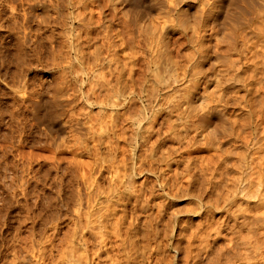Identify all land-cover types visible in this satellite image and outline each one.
Instances as JSON below:
<instances>
[{"label": "rangeland", "instance_id": "rangeland-1", "mask_svg": "<svg viewBox=\"0 0 264 264\" xmlns=\"http://www.w3.org/2000/svg\"><path fill=\"white\" fill-rule=\"evenodd\" d=\"M240 2L245 5L248 3L250 9L244 5L246 13L248 10L246 15L244 10L235 13V10L229 9L233 15L240 14L238 19L244 18V15L247 18V15L257 11V0L254 1L256 5L252 1ZM25 12L26 0H0V62L3 61V65L0 63V146L2 144L1 147H5L6 153H3V148L0 149V264H13V260L14 264H186V256L183 255L198 244L197 238H192L193 231L200 233L205 229V224L212 227L223 225V215L229 211L228 206L233 210L237 206L243 208L253 204V198L238 193L236 188L238 182L235 179L240 175L236 168L239 161L235 152H245L246 149L237 142L235 144L229 137L232 122L247 118V109L241 99L246 94L245 88L233 81L227 82L230 77L222 72L228 66V60L237 57L236 50L230 45L234 37L230 36L233 23L229 19L231 14L221 16L222 31L217 36L210 37V46L218 42L223 51L214 58L211 66L203 65L202 70L208 82L195 88L193 109L186 110V105V108L181 105L183 108L167 114L161 110L163 116H168V122L162 124L163 132L166 133V140L160 142L163 147L157 145L155 151L151 152V157L148 156L149 151L144 153L146 157L140 171H136L135 166L130 168L127 165L130 168L127 170L134 174L131 178L134 190L123 182L116 181L118 184H113L115 190L112 191L111 187L106 189L108 174L105 167L110 159L107 157L106 141L111 132L110 123L114 111L110 101L108 102L111 93L104 88V81L109 78L108 72L112 66L108 54L112 49L105 47V43L99 45L101 41L98 38L102 36H92L90 43L83 38L80 41L88 44L84 49L85 57L76 59L72 50L62 47L70 36L59 34L60 25L53 27L56 31H52L58 35H46V38L45 34H37V37V29L42 27V24H37L40 18L27 19ZM36 37L43 41L36 40ZM111 37L114 39V36ZM177 37L172 36L174 39ZM228 46L231 47L230 50H227ZM98 55V59H95ZM226 73L231 75L229 71ZM89 77L92 82H86ZM59 79L65 80L64 83ZM234 90L237 93H233ZM32 91L43 95L39 108L40 115L45 118L42 127L34 124L27 105L26 95ZM225 91L228 94L219 101L217 94ZM224 99L226 104L222 102ZM131 104L133 107H129ZM131 104L128 105L131 110L138 106L137 101H132ZM212 105L223 108L224 112L220 116L216 115L210 125L199 119L197 122V115L205 107ZM200 107L203 109L200 110ZM51 111L53 120L64 127L57 140L54 155V149L49 146V140L43 131V128L50 125ZM12 113L15 114L14 120ZM191 114L194 116L192 119ZM236 116L239 119H235ZM168 124L170 126L167 128ZM259 130L248 131L253 132L252 137L257 133L254 139L260 140ZM9 133H14L15 136ZM258 143H264V139L255 146L260 145ZM133 145L136 146L134 142ZM261 147L264 148V145L261 144ZM230 148L234 152L226 153L231 162L227 171L220 167L221 164L213 163V160L220 161L221 154L222 157L225 156L224 149ZM136 149L135 153L139 152ZM245 153L247 157L248 152ZM225 173L227 176H224ZM88 178H95L97 181L93 179L95 183L87 187ZM226 180L227 183H224ZM229 181L231 182L228 183ZM226 186H231L234 190L233 197L231 192L227 198L229 192H226ZM252 188L250 187L251 190ZM113 193L117 195L116 200L119 202L116 201L115 205L118 227L113 228L118 235H114L112 226L108 225L111 220L107 224L103 222L106 218L101 220L106 224L105 237L107 236L111 245L108 256L101 253L97 261L94 254L101 249L98 238H95L99 237L98 218L94 217L99 208L98 213L101 215L99 213L97 216L104 218V213L108 214L111 208L108 198L115 201ZM229 199L233 203L228 202ZM103 206L110 208L104 212L106 209ZM94 219L97 228L93 226ZM222 242L221 239L216 244L220 246L223 245ZM70 249L78 262L67 259ZM110 256L115 258L113 262L109 261ZM217 256L215 253L210 256L213 261L215 259V263L210 258L209 261L202 260L200 264H222L221 257Z\"/></svg>", "mask_w": 264, "mask_h": 264}, {"label": "bare ground", "instance_id": "bare-ground-1", "mask_svg": "<svg viewBox=\"0 0 264 264\" xmlns=\"http://www.w3.org/2000/svg\"><path fill=\"white\" fill-rule=\"evenodd\" d=\"M240 1L241 0H26L25 13L27 19L33 18L34 20L40 18L39 22H37V20H35V22H37V24H42L43 27H38L37 33L35 32L36 36L37 34L38 36H42L43 34H45L44 36L58 35L56 33L53 34V32L56 31L53 27L60 25L61 31L58 30L59 34L70 36L66 38L67 40L64 41L62 47L72 50L76 59L80 56L85 57L84 49L86 46L88 47V44L80 41L83 38H86L90 43L92 36H102L98 38L99 41H101L99 45L105 43V47L112 49L108 52L112 66L108 72L109 78L104 81L105 90L111 93L108 102L110 101V105L113 107L114 111L113 119L110 123L111 132L110 135H107L108 138L106 141L107 157L110 158L108 159L107 167H105V171H107L108 174L107 190L111 187L112 191H114L113 184H118L115 183L116 181L123 182L125 186L132 189L133 183L131 178L134 174L127 169L135 166L134 169L140 171L142 162L146 157L144 153L149 151L150 155L148 156L151 157V152L155 151V147H158L157 145H161V143L166 140V133L163 132L162 124L168 122V116H163L161 110H164L167 114L173 110L178 111L180 108L185 107L184 105L187 107L186 110L193 109L192 105L195 98L194 90L197 89L196 87L198 85L208 82L204 75V70H202L203 65L209 64L211 66L214 58L219 56L220 51H223L222 48L219 47L220 45L218 42L210 46V37L217 36L218 33L222 31L221 27H223V24L220 22L222 15H233L230 10H235V13L236 11L238 13L240 11L244 12L246 10V5L247 9H250L248 3L245 5ZM243 1H252L254 4L256 3L254 2L255 0ZM257 1V3H259L256 7L257 11H255V13L252 12V15L250 13L251 16L247 15L249 17L246 16L247 18H245V15L248 14V10L247 13L245 11L244 18L240 17L241 21L239 20L240 18L238 19L240 14L237 15L238 17L233 15V19H231V15H229V19L233 21V23L231 22L232 27L229 26L232 28L230 36H234L230 45L233 50H236L237 57L235 59H229L227 63L228 66L222 71L225 73V76L229 75L230 77L227 82L233 81V83L239 84V87L245 88L246 91L245 96L241 99L242 102L245 103L243 106L247 109V118L239 119L237 116L235 119L239 120H234L233 118V126L230 128V133H228L235 144L236 142L237 144L239 143L240 147H243L244 150L246 149L245 152H248L247 157L245 156V152L240 150L235 152L239 161V163L236 164L238 166L235 167L240 175L239 177L237 176L238 179L235 180L238 182L236 187L238 193H243L247 198H253V204L251 206L248 204L243 208L234 205L236 208L233 210H231V206H228L229 211L223 215V225L218 224L219 222L217 223L218 225L216 224L217 226L213 227L209 224H205L207 228H203L204 230L200 233H194L193 231L191 234L192 238H197L198 244L194 242L197 244L194 249L186 248L189 249L188 252L184 249L185 252L188 253L187 255L186 253L183 255V257L186 256V261L184 258L181 259H183L186 264H200L202 260L206 261V259L209 261L213 253L221 257L222 264H264V148L261 147V144L264 145V143H258L260 145L255 146L257 142H261V140L264 139V0ZM253 3H251V5ZM252 10L254 11V9ZM63 11L66 13H63ZM224 30L225 29H223V31ZM111 36H114V39ZM172 36L178 37L174 39ZM36 40L40 41L42 39L39 37V39L37 38ZM174 43H176L175 46ZM231 47L228 46L227 50H230L229 48ZM227 50H225V52ZM98 57L99 55L95 56V59H98ZM1 62L3 61L1 60ZM226 71L231 72V75L226 73ZM62 79H59V81L61 83L63 81L64 83L65 80ZM88 80L92 82L90 77L86 82H89ZM81 81L84 82L83 79ZM229 88L231 89V87ZM236 91L237 90H234L233 93H237ZM226 92L227 91H225V93ZM225 93L217 94L219 101L221 98H224V95L228 94ZM41 94L40 92L35 93L32 91L28 92L26 95L27 105L32 114L31 118L36 126H41L45 120L39 112V108L41 107L40 100L43 98ZM132 101H137L138 106L135 105L136 108L131 110L129 107L132 106ZM222 102L226 104L224 103L226 102L225 99ZM129 103L131 105L128 107ZM163 104H165L164 109L162 107ZM201 109H203V107H200V110ZM195 110L199 109L195 108ZM193 112L191 111V113ZM197 112H195V116ZM223 112V108L216 105L207 106L205 110H202V112L197 115L198 118H196V120H202L206 125H210L214 117ZM13 113L11 117L14 120L13 116H15V114L13 115ZM51 113L52 111L49 114L51 117V121L49 122L50 125L43 128V131L49 140V146L54 149L52 152L54 155L57 148V140L62 134L61 130L64 129V127L60 125L59 122L53 120ZM185 113L187 112L185 111ZM193 117L194 116L191 114L190 118L192 119ZM159 118H161L160 121ZM168 126L170 125L168 124L167 128ZM258 129H260L259 134L261 137L259 136L260 140L259 138L255 140L254 137L257 133L252 137L253 132L248 130L256 131ZM133 142L136 146L133 145ZM14 145L16 146V144ZM1 146L0 149L3 148ZM8 147L12 148L10 146ZM4 148L3 153L6 154ZM135 149L139 152L135 153ZM1 151L2 150H0V152ZM230 151L234 152L231 148L229 150L224 149L225 158L222 157L221 154L220 161L213 160V163L221 164L223 167H220L228 171V166L231 162H229L228 157H226V153ZM13 153H15L14 150ZM218 157L219 156H217V158ZM130 162L132 164H130ZM127 165L131 167L128 168ZM227 174L225 173L224 176H227ZM89 179L90 178H88V180ZM93 179L89 180L87 187L95 183ZM225 179L229 180L227 177ZM95 180L97 181V179ZM227 180L224 183H227ZM230 182L231 181L228 183ZM246 183L249 184V186ZM234 185L236 186V183H234ZM97 188L99 189L98 186ZM227 188L226 186V189ZM106 189L105 191H107ZM233 191L231 186H229L226 190L229 194L225 191L223 192H225L227 198H229L231 192V196L233 195ZM92 192H95V190ZM110 194L111 193H109V196ZM115 194V201L109 198V203L108 201H104L111 205V208L108 206L107 209L103 206V208L106 209L104 212H107L108 208H110L108 214L104 213V218L97 216L101 208L97 209V212L95 211L97 217L95 216L94 218L98 219H94L93 226L97 221V224H99V226H97L99 237L95 236V238H98L97 242L100 244L99 248L101 249L99 252L95 251L94 257L97 261L101 253H104L106 257L108 256V249L111 245H109L107 236L105 237L106 228L104 225H106V222L109 220H111V223H108V225L112 226V229L118 224V219H115V205L119 202L116 200L117 195L115 196ZM112 197L111 195V198ZM232 201L229 199L228 202L233 203ZM88 205L90 206V204ZM228 205H230V203ZM83 216L84 214L82 213V217ZM105 218L106 221H103L102 219ZM99 219L100 222L98 221ZM89 220L87 219V221ZM101 220L106 224L102 223ZM210 222L212 223V221ZM132 223L136 224L135 222ZM89 224L88 226H90ZM214 224L215 223H213V225ZM95 227H92L94 231L96 230L94 229ZM113 230L112 233L117 236V230ZM49 236L51 237V235ZM221 239L223 245L219 246L216 242ZM13 248L15 249V247ZM13 248H11V250ZM111 256L109 261L113 262L112 260L115 258L112 259L113 256ZM66 257L67 259L69 258L68 260H73L74 263L75 261L78 262V260L74 258L75 256L72 249L69 250ZM210 260L213 261L212 258ZM213 262L215 263V259ZM12 263L14 264V260ZM206 263L207 262H205V264Z\"/></svg>", "mask_w": 264, "mask_h": 264}]
</instances>
